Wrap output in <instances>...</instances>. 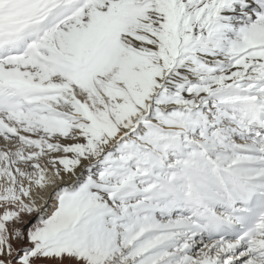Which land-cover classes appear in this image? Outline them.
Returning a JSON list of instances; mask_svg holds the SVG:
<instances>
[{
    "label": "snow or ice",
    "instance_id": "snow-or-ice-1",
    "mask_svg": "<svg viewBox=\"0 0 264 264\" xmlns=\"http://www.w3.org/2000/svg\"><path fill=\"white\" fill-rule=\"evenodd\" d=\"M0 264H264V0H0Z\"/></svg>",
    "mask_w": 264,
    "mask_h": 264
}]
</instances>
